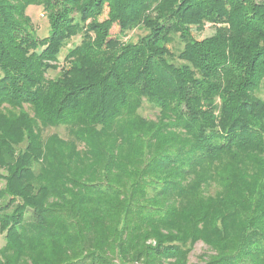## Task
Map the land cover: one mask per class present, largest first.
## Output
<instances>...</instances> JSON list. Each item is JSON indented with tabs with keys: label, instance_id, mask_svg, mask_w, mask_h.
I'll return each mask as SVG.
<instances>
[{
	"label": "trees",
	"instance_id": "trees-1",
	"mask_svg": "<svg viewBox=\"0 0 264 264\" xmlns=\"http://www.w3.org/2000/svg\"><path fill=\"white\" fill-rule=\"evenodd\" d=\"M0 230V264H264V0H0Z\"/></svg>",
	"mask_w": 264,
	"mask_h": 264
},
{
	"label": "rangeland",
	"instance_id": "rangeland-1",
	"mask_svg": "<svg viewBox=\"0 0 264 264\" xmlns=\"http://www.w3.org/2000/svg\"><path fill=\"white\" fill-rule=\"evenodd\" d=\"M27 14L32 19V22H33V25H34V28L36 31V35L39 38H44V37L48 36V34L50 32V26H49V22H48V19L46 17V14L42 10V8L32 6L28 9ZM105 18H106V15L102 18V20ZM192 31L198 39H204V38L212 36L215 33V27L210 25V24H206L204 27H196V28L193 27ZM117 32H118V29H117V27H115L113 29V33H117ZM146 34H147V31L145 29H142V28L136 29V30L128 32L126 34V36H124V41L137 43L139 41V39L141 37L145 36ZM80 41H81L80 37H77V38H74L71 40L70 44L62 51V53L60 55L61 62L63 61L65 55L68 53V49L75 46L76 44H79ZM176 46L179 48H182V46L178 42L176 43ZM61 67H62V63H61ZM57 75H58V71L49 73V76L51 78H54ZM151 113H152L151 106L149 105V103L145 102L143 108L140 111V114L142 116H145V117H151ZM54 132H55V130L49 131L48 133L50 134V133H54ZM5 244H6L5 234L2 233L0 230V248L4 247ZM210 253L211 252H210L209 248L205 244L200 242L195 246V248H194V250L190 256V262L195 263L198 261V257L200 255L210 254Z\"/></svg>",
	"mask_w": 264,
	"mask_h": 264
}]
</instances>
